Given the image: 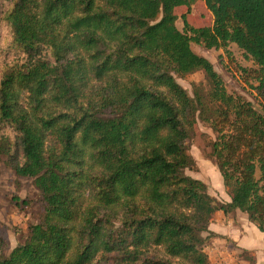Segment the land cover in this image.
I'll list each match as a JSON object with an SVG mask.
<instances>
[{
	"label": "trees",
	"instance_id": "obj_1",
	"mask_svg": "<svg viewBox=\"0 0 264 264\" xmlns=\"http://www.w3.org/2000/svg\"><path fill=\"white\" fill-rule=\"evenodd\" d=\"M9 1L0 161L33 179L44 214L9 255L0 241V264H208L218 212L245 214L264 242V0ZM197 2L212 26L187 22ZM192 43L242 51L261 110L228 94ZM198 71L208 88L190 96L176 78ZM198 120L215 133L227 203L185 175Z\"/></svg>",
	"mask_w": 264,
	"mask_h": 264
},
{
	"label": "rangeland",
	"instance_id": "obj_2",
	"mask_svg": "<svg viewBox=\"0 0 264 264\" xmlns=\"http://www.w3.org/2000/svg\"><path fill=\"white\" fill-rule=\"evenodd\" d=\"M9 0H0V14L9 6ZM185 7L176 8L179 17L176 27L183 31L180 18ZM187 22L196 28L212 26L213 18L203 2H197L187 16ZM0 49L3 50L6 29L0 30ZM192 51L207 59L215 72L221 77L228 94L250 102L260 111L262 98L253 88L257 86V66L247 59L234 44L225 50L206 49L191 44ZM14 60V55L0 51V66ZM177 83L193 96L194 86L206 91L208 88L201 71L176 78ZM215 133L207 123L200 120L195 125V133L189 141L188 154L193 158V169L185 170V175L200 180L207 185L208 194L220 203L229 202L223 187L221 176L214 161L209 157ZM42 197L34 185L33 179L19 177L9 167L7 158L0 161V241L3 252L9 255L13 249L25 243L29 236V227L36 225L43 217ZM209 230L215 234L205 244L208 264H264V242L262 234L250 223L247 216L239 211L225 216L222 212L214 215ZM205 236V234H204Z\"/></svg>",
	"mask_w": 264,
	"mask_h": 264
}]
</instances>
